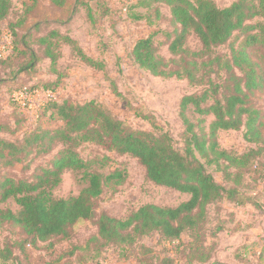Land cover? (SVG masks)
Here are the masks:
<instances>
[{"label": "trees", "instance_id": "1", "mask_svg": "<svg viewBox=\"0 0 264 264\" xmlns=\"http://www.w3.org/2000/svg\"><path fill=\"white\" fill-rule=\"evenodd\" d=\"M47 1L58 7L67 4V0ZM159 5L170 8L176 27L168 34V48L171 55L179 56L180 59L166 61L159 54L155 43L156 34L138 40L132 56L141 69L154 77L176 78L188 81L191 86H204L202 92L185 95L180 101V117L185 128L182 149L176 146L169 132L156 131L158 127L154 121V130H139L95 101L76 104L69 100L47 102L36 119L37 123L43 118L47 119L46 114L51 111L46 128L40 125L19 143L0 138V170L3 166L13 167L22 163V156L30 155L32 151L37 155L48 154L56 145L62 147L54 156L51 167L42 169L36 181L10 176L0 179V204L12 198L20 206L18 214L0 209V224L9 222L21 228L27 237V243L19 247L21 252H26L25 247L36 246L38 242L69 240L74 226L95 218V201L102 196L104 188L109 184L121 185L125 182L126 175L121 170L116 169L109 174L90 170L91 163L84 160L79 152L86 143L135 158L144 168L150 182L190 196L176 207L143 205L123 219L102 214L97 221L98 237L94 239L100 252L119 248L127 256L132 246L154 234L179 250L183 247V236L195 233L196 239L201 242L185 246L189 248L188 262H208L212 254L206 250L204 235H199V232L207 222L209 207L225 198L233 201L239 191L227 189L219 183L209 173L207 166L215 165L220 169L225 163L226 169L242 170L254 182L264 180V134L259 122V111L250 104L251 95L263 89L264 77L247 51L249 46L264 43V25L248 23L256 18L264 20V0H234L226 7H219L214 0H139L135 8L153 9L157 18H160ZM12 7V0H0V44L4 35L1 24L12 16ZM87 12L92 20L90 7ZM141 18L146 17L137 16V19ZM147 21L150 22V19ZM25 22L26 19L20 21L18 27ZM12 26L9 30L12 49L6 58H0V66L15 60L17 52L23 56L28 54L31 60L35 57L26 48V42H21V50H16L15 36L18 37V29L17 25ZM34 28L38 31L42 25L37 24ZM256 28H259L260 33L253 34ZM237 32H245L246 39L237 48L231 46L230 61L223 60L215 54V50L228 44ZM191 35L201 42L202 47L198 52H192L186 46ZM37 42L41 54L49 60L54 70L62 58L63 45L71 46L77 57L91 68L101 71L105 68L103 62L85 54L75 38L61 31H44ZM235 69L241 77L236 75ZM221 71L226 77L222 84L213 79V74L218 75ZM59 85L57 81L52 86L22 84L15 87L10 94V105L18 120L24 122L27 118L21 116L22 109L13 98L15 92H56ZM112 91L116 96H121L116 86H113ZM190 110L200 116L197 123L189 118ZM208 116H213L209 135L204 133L205 118ZM53 119L61 122L60 127H52ZM3 124H0V132L10 133V125ZM243 127L245 141L256 148L240 155L220 148L217 140L219 132L240 131ZM107 161L108 157H104L101 162L105 165ZM66 170L80 173L87 186L76 197L56 199L53 190L61 183V176ZM222 173L224 176L225 171ZM241 175H234L237 176L234 177L237 187L241 184ZM231 176L227 173V180ZM239 196L235 202L240 206L251 200L244 195ZM13 256L10 247L0 250V264L10 261ZM164 262L174 264L175 257L164 259Z\"/></svg>", "mask_w": 264, "mask_h": 264}, {"label": "rangeland", "instance_id": "2", "mask_svg": "<svg viewBox=\"0 0 264 264\" xmlns=\"http://www.w3.org/2000/svg\"><path fill=\"white\" fill-rule=\"evenodd\" d=\"M12 1L13 14L1 24L4 35L0 44V58H6L12 49L9 31L12 25H17L18 29V37L15 36L16 50H21L20 43L26 42V48L35 57L31 60L28 54L23 56L21 52H17L15 60L0 66V124L5 123L3 125L11 127L8 134L0 132V138L19 143L34 129L40 125L46 128L50 122L51 111L46 114L47 119L36 122L43 109L42 102L48 99L46 96L18 95L23 106L21 116L27 118L20 122L10 105V94L15 87L22 84L52 86L58 81L60 85L53 94L57 101L69 100L75 104L95 101L134 129L154 130V121L158 127L156 131L169 132L174 137L176 146L182 149L185 128L180 117V101L185 95L202 92L204 86H191L188 81L176 78L154 77L141 69L132 56L138 40L156 34L155 43L159 54L166 61L180 59L179 56L171 55L168 48V34L176 26L167 5L158 6L161 16L157 18L153 9L135 8L139 0H67L64 7L55 6L47 0ZM214 1L219 7H226L234 0ZM88 7L92 10V20L88 17ZM139 15L146 18L139 20ZM24 19L25 24L18 27ZM248 23L264 25V20L256 18ZM37 24L42 25L38 31L34 30ZM50 29L75 38L85 54L104 63V70L91 68L77 57L71 46L66 45L61 47L62 58L54 70L49 60L41 54L37 42L41 33ZM252 32L260 33V30L256 28ZM245 39V32H237L228 44L217 48L215 54L230 61L231 46L237 48ZM186 46L192 52H198L202 47L195 35L188 37ZM247 51L264 77V43L249 46ZM234 71L241 77L237 69ZM225 78L223 71L218 75L213 74L217 83H224ZM113 86L117 87L121 96L113 93ZM250 104L259 111V122L264 134V86L251 95ZM188 116L194 123L200 119L193 110L188 112ZM212 120L213 116L205 118L204 133L207 135ZM52 122L53 128L61 125V122L54 119ZM244 131L243 127L240 131L219 132L217 140L220 148L237 155L256 148L245 141ZM61 148L58 144L48 154L37 155L32 151L30 155H23L22 163L2 167L0 179L2 176H10L36 181L42 169L51 167L54 156ZM79 152L84 160L91 163L90 170L103 174L121 170L126 175L125 182L121 185L109 184L104 188L102 196L95 201V218L74 226L71 238L67 241L38 242L36 246L25 247L26 252H21L20 245L27 243V237L21 228L9 222L0 224V250L10 247L14 255L5 264H168L162 261L172 256L175 257L174 264H264V180L254 182L242 170L226 169L225 163H222L220 169L215 165H208L209 173L227 189H238L240 195L251 200L240 206L235 202L240 198L237 193L233 201L225 198L209 207L207 222L199 235H204L203 243L206 250L211 251V260L205 263L188 262L189 248L185 246L201 242L196 239L195 233L183 236V247L179 250L154 234L132 246L127 256L119 248L98 251L94 239L98 237L97 221L102 214L123 219L143 205L176 207L190 196L150 182L144 168L129 155L110 152L92 143L82 145ZM104 157H108L105 165L101 162ZM227 173L233 175L229 180ZM237 174L241 175L238 187L234 182V177H237L234 175ZM86 186L80 173L66 170L61 176V183L53 190V196L56 199H70L78 196ZM0 209L18 214L20 206L11 198L0 204Z\"/></svg>", "mask_w": 264, "mask_h": 264}, {"label": "built area", "instance_id": "3", "mask_svg": "<svg viewBox=\"0 0 264 264\" xmlns=\"http://www.w3.org/2000/svg\"><path fill=\"white\" fill-rule=\"evenodd\" d=\"M54 92L52 91H45V90H35L32 93H28L27 91H17L16 93H14L13 98L14 100L20 105L21 109H23L22 103L18 100V95H24L27 97H40V96H46L48 99L44 100L42 102V105L44 106L47 102L49 101H54L56 99H54Z\"/></svg>", "mask_w": 264, "mask_h": 264}]
</instances>
